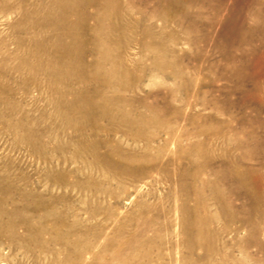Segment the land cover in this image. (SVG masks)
Listing matches in <instances>:
<instances>
[{
  "label": "rangeland",
  "instance_id": "374dc122",
  "mask_svg": "<svg viewBox=\"0 0 264 264\" xmlns=\"http://www.w3.org/2000/svg\"><path fill=\"white\" fill-rule=\"evenodd\" d=\"M54 3L0 0V264H264V0L86 5L85 54Z\"/></svg>",
  "mask_w": 264,
  "mask_h": 264
},
{
  "label": "bare ground",
  "instance_id": "6f19581e",
  "mask_svg": "<svg viewBox=\"0 0 264 264\" xmlns=\"http://www.w3.org/2000/svg\"><path fill=\"white\" fill-rule=\"evenodd\" d=\"M75 1V0H74ZM76 1H79L80 3H72V1L71 0H59V3H54V9H56V10H58V12H57V14H56V16H53V22L57 25V26H59L61 29H62V34L63 35H65V36H70V38H71V41L70 42H67V43H65L64 45H62L61 46V48H63L64 49V51L65 52H71V51H74V49H76V48H78L81 52H82V54H85V53H87L88 51H89V49H93V48H96L98 45V43H99V39H100V35H99V31L101 30V27H100V23H99V21H97V23L94 25V27H93V33H90V32H88V30H89V25L87 24H85L84 23V25H83V27H84V29L86 30V31H84V33L82 32L81 34L78 32H75V25H76V22H77V20L74 18V20L73 19H71L72 17V14L73 13H75V15L78 13V11L81 9L82 10V7H84V6H86V5H92L94 8H98V7H101L102 8V11H103V14L106 16V19L107 20H109L110 19V17H111V15L114 13V12H116L114 9H113V11H111V14H110V11H109V5L111 6V8L115 5V4H113V1L114 2H116V3H118V0H76ZM100 1H101V3H100ZM223 1V0H222ZM221 5H219L220 6V9H222L221 8V6H222V3H220ZM234 6L236 5L237 6V4H233ZM247 5V4H246ZM252 5V4H251ZM263 5V4H262ZM261 5V6H262ZM223 6H224V4H223ZM253 6V5H252ZM261 6H259V8L261 7ZM264 6V5H263ZM87 7H89V6H87ZM243 7H245V6H243ZM53 8H47V10H51V9H53ZM115 8V7H114ZM232 8L234 9V7L232 6ZM238 8H239V6H238ZM235 9H237L236 7H235ZM234 9V10H235ZM261 9V8H260ZM259 9V10H260ZM263 9V8H262ZM262 9H261V11H262ZM88 10V9H87ZM218 10H219V8H218ZM229 11L231 10V7H230V9H228ZM238 10V9H237ZM232 11V10H231ZM237 12H241V9H239V11H237ZM102 13V12H101ZM233 13V12H232ZM231 13V14H232ZM261 13V12H260ZM259 13V14H260ZM236 14V12L233 14V16H236L235 15ZM239 15H240V13H238ZM239 15H237L238 17H239ZM242 16V15H241ZM240 16V17H241ZM244 16V15H243ZM50 17L51 16H48V19H50ZM228 17L229 16H227V18H226V20H228ZM240 17L239 18H237V21H239V20H241L240 19ZM255 17V16H254ZM259 17H261V15L259 16ZM95 18H97V19H99L100 17H99V14H96L95 13ZM231 20L232 19H234L233 21V23H235L236 22V19H235V17L234 18H232V15H231V18H230ZM230 19L228 20L229 21V23L228 22H224V23H226L227 24V26H228V24H231V21H230ZM239 19V20H238ZM255 19V18H254ZM242 20H243V18H242ZM258 20V19H257ZM263 20V19H262ZM244 21H245V19H244ZM241 22V21H240ZM260 22V21H259ZM238 23V22H237ZM225 24V25H226ZM234 25V24H233ZM240 25H241V23H240ZM226 26V28H228ZM244 26H245V24H244ZM256 26V25H255ZM254 25H253V27H255ZM263 26L264 25H262V27H260L261 29L263 28ZM114 27V25H113V23H110L109 24V26H107L106 25V29H108V30H110V29H112ZM232 28V26H230L229 25V28ZM237 27V26H236ZM236 27H234V29L236 28ZM240 26H239V24H238V28H239ZM225 28V31H227V29ZM241 28V27H240ZM243 29L245 28V27H242ZM233 29V30H234ZM250 29H252V28H250ZM224 30V29H223ZM222 30V31H223ZM233 30L231 31V32H233ZM240 30V29H239ZM253 30V29H252ZM256 30V29H255ZM228 31H230L229 29H228ZM227 31V32H228ZM243 31V30H242ZM240 32V31H239ZM238 32V30H237V34L239 33ZM261 32V31H260ZM235 33H236V30H235ZM221 34H223V33H221ZM227 34V33H226ZM226 34H225V36H226ZM230 34V33H229ZM234 34V33H233ZM232 34V35H233ZM237 34H235V35H237ZM241 34V33H240ZM264 34V33H263ZM262 34V35H263ZM224 35V34H223ZM222 35V36H223ZM228 36V35H227ZM241 37V36H240ZM261 37H263V36H261ZM260 37V38H261ZM226 38H228V37H226ZM234 38H235V36H234ZM237 38V37H236ZM259 38V39H260ZM231 39V35H230V38H229V40ZM243 39V38H242ZM263 40V39H262ZM232 41H233V38H232V40H231V43H232ZM235 41H236V39H235ZM242 41V40H241ZM244 41V40H243ZM247 41V40H246ZM264 41V40H263ZM239 42V41H238ZM251 42V41H250ZM234 43V42H233ZM235 44V43H234ZM263 44V43H262ZM41 46V45H40ZM263 46H264V44H263ZM255 49V48H254ZM60 51V50H59ZM264 51V50H263ZM52 52V51H51ZM57 54V53H56ZM260 54H262V53H260ZM64 55V54H63ZM262 56V55H261ZM260 56V57H261ZM258 57H259V55H258ZM260 57H259V59H260ZM76 58V57H75ZM256 60H258L257 58H256ZM262 61V60H261ZM256 62V61H255ZM254 62V63H255ZM258 62V65L261 63L260 61H257ZM260 62V63H259ZM85 63V62H84ZM98 64H99V62H97ZM264 63V62H263ZM94 64V63H93ZM254 66L256 65V63L255 64H253ZM257 65V66H258ZM262 65V64H261ZM161 66V65H160ZM84 68V67H83ZM256 68V67H255ZM75 69V68H74ZM253 70H255L254 68H253ZM74 71V70H73ZM79 71V70H78ZM69 75V74H68ZM90 76V75H89ZM82 81H95L96 80V78L95 77H91V78H88L86 75H82L81 76V78H80ZM68 83V82H67ZM68 90V89H67ZM77 93H79V92H77ZM86 94V93H85ZM87 95V94H86ZM89 95V94H88ZM259 95V94H258ZM78 97H79V95H77ZM83 96V95H82ZM78 97H76L78 100L79 99H81V98H78ZM87 97V96H86ZM76 98H75V100H76ZM83 99V98H82ZM84 100V99H83ZM73 101V100H72ZM71 101V102H72ZM82 101V100H81ZM81 101L79 100V102L81 103ZM78 102V101H77ZM83 102V101H82ZM85 102V101H84ZM88 102V101H87ZM90 102V101H89ZM68 103V102H67ZM72 104H74V101L72 102ZM85 106H86V104L85 103H83ZM83 104H81V105H83ZM71 105V104H70ZM80 105V104H79ZM83 105V106H84ZM91 105V104H90ZM72 106V105H71ZM73 106H75V105H73ZM85 106H84V108H85ZM89 106V105H88ZM97 106H95V108H96ZM100 107V106H99ZM71 108V107H70ZM78 109L80 108L79 106L77 107ZM84 108H82V109H84ZM92 108H93V106H92ZM94 109V108H93ZM79 110H81V109H79ZM78 110V111H79ZM85 110H87L86 108H85ZM102 111V110H101ZM103 111H104V109H103ZM102 111V112H103ZM83 112H85V111H83ZM85 114V113H84ZM247 154V153H246ZM254 154V153H253ZM248 156V155H247ZM252 156V155H251ZM250 157L248 156L247 158H245V159H249ZM237 161V160H236ZM233 162V161H232ZM239 162V161H238ZM241 163V162H240ZM247 172V171H246ZM245 172V173H246ZM199 173V172H198ZM198 173H196L197 175V177H198ZM233 174V173H232ZM243 171H241V170H237V171H235L234 172V176L238 179H243L244 177H243ZM195 176V177H196ZM6 179V178H5ZM5 181V180H4ZM188 186V185H187ZM259 188V187H258ZM0 189H1V187H0ZM5 191H8V189H5ZM4 191V192H5ZM14 191V190H13ZM9 192H10V190H9ZM8 192V193H9ZM8 193H5V194H8ZM200 203V202H199ZM199 206V205H198ZM197 206V207H198ZM200 206H201V204H200ZM199 206V208L201 209V207ZM197 211V210H196ZM197 233H198V231H197ZM198 237V236H197Z\"/></svg>",
  "mask_w": 264,
  "mask_h": 264
}]
</instances>
